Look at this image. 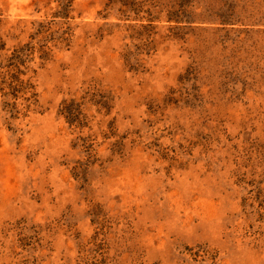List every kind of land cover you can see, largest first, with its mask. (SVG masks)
<instances>
[{"label": "rangeland", "instance_id": "rangeland-1", "mask_svg": "<svg viewBox=\"0 0 264 264\" xmlns=\"http://www.w3.org/2000/svg\"><path fill=\"white\" fill-rule=\"evenodd\" d=\"M127 1L0 0V264H264V0Z\"/></svg>", "mask_w": 264, "mask_h": 264}, {"label": "trees", "instance_id": "trees-1", "mask_svg": "<svg viewBox=\"0 0 264 264\" xmlns=\"http://www.w3.org/2000/svg\"><path fill=\"white\" fill-rule=\"evenodd\" d=\"M58 2H62V8L64 11H66L64 15V17H66V15L68 14V10L69 8H71L74 0H57ZM139 0H128L127 3L128 4H123L125 8H128L132 11H135V12H140L141 8L143 7V5L141 3L138 2ZM110 4H114L115 3V0H109ZM183 6H181L182 8ZM182 10H179V11H175V10H171L170 13L168 14V19L170 22H176V23H181V22H178L179 20V17H182ZM186 12H184V15H185ZM3 46L4 44L2 43V40L0 38V51L3 49ZM14 60H21V57H22V52L21 51H17L15 54H14ZM17 65H14V64H10L9 68L11 70H14V73H9L8 74V80H9V77L12 79L11 83H7V82H4L2 84H5L6 88L9 89L11 91V94L13 95H16L20 92V89L21 87L23 86V82L20 81V75L22 74V72L20 70H16L17 69ZM19 69V68H18ZM10 75V76H9ZM6 78V77H5ZM18 82H20L21 84H19ZM70 117H74V115L72 114Z\"/></svg>", "mask_w": 264, "mask_h": 264}]
</instances>
